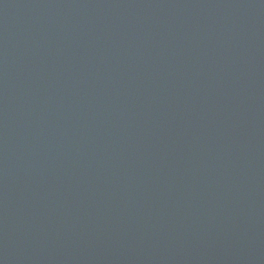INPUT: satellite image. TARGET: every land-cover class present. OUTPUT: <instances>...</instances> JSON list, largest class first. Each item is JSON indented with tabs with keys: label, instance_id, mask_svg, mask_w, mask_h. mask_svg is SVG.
<instances>
[{
	"label": "water",
	"instance_id": "obj_1",
	"mask_svg": "<svg viewBox=\"0 0 264 264\" xmlns=\"http://www.w3.org/2000/svg\"><path fill=\"white\" fill-rule=\"evenodd\" d=\"M0 264H264V0H0Z\"/></svg>",
	"mask_w": 264,
	"mask_h": 264
}]
</instances>
